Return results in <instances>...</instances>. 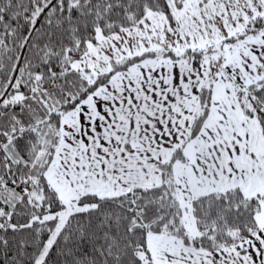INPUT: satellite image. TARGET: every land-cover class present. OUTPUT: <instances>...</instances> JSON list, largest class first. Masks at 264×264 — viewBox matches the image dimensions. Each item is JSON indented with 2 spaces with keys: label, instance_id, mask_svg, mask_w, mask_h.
Wrapping results in <instances>:
<instances>
[{
  "label": "snow or ice",
  "instance_id": "obj_1",
  "mask_svg": "<svg viewBox=\"0 0 264 264\" xmlns=\"http://www.w3.org/2000/svg\"><path fill=\"white\" fill-rule=\"evenodd\" d=\"M0 264H264V0H0Z\"/></svg>",
  "mask_w": 264,
  "mask_h": 264
}]
</instances>
